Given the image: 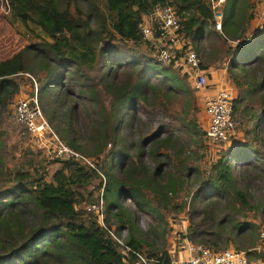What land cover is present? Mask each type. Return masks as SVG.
<instances>
[{"label": "trees", "instance_id": "obj_1", "mask_svg": "<svg viewBox=\"0 0 264 264\" xmlns=\"http://www.w3.org/2000/svg\"><path fill=\"white\" fill-rule=\"evenodd\" d=\"M6 1L8 22L20 24L35 42L0 60V264H132L135 256H124L107 232L122 229L128 248L151 264H172L165 245L168 210L175 216L184 211L187 221L176 243L183 238L214 251L231 245L248 262H264L258 238L264 223V29L249 33L253 2L225 0L216 31L209 0H100L108 22L97 0ZM158 6L173 10L179 35L192 51L210 31L223 44L240 41L224 53L226 75L236 89L231 117L243 127L242 141L219 149L206 164L185 155L187 142L204 134L196 121L182 122L180 133L167 129L159 136L151 122L135 117L137 109L154 117L152 106L166 107L175 86L189 83L173 60L155 58L167 44L158 42L160 30L150 18ZM143 20L152 29L151 41L141 37ZM184 49L173 53L180 56ZM29 72L32 78L21 77ZM25 80L35 84L38 108L58 139L94 167L80 158L53 157L47 149L49 160L40 150L23 149L38 161L18 164V147L4 124ZM200 139L193 141L196 148ZM204 144L201 158L204 148L209 155L205 138ZM97 170L104 176V228L83 209L97 203ZM188 180L196 185L192 191ZM185 189L187 201L175 202ZM138 212L151 220L145 230Z\"/></svg>", "mask_w": 264, "mask_h": 264}, {"label": "built area", "instance_id": "obj_2", "mask_svg": "<svg viewBox=\"0 0 264 264\" xmlns=\"http://www.w3.org/2000/svg\"><path fill=\"white\" fill-rule=\"evenodd\" d=\"M224 2L225 0H209L213 25L216 30H220L222 17L220 7ZM150 18L156 21L160 30L161 36L158 42L167 41V44L159 47L155 58L161 63H167L176 56L173 53L174 51L185 47L183 55L177 64L181 67V71L187 74L191 87L195 90H201L205 85V73L198 67V56L190 49L185 40L180 37L178 32L179 24L173 10L169 6H158ZM139 30L143 40L151 38L152 29L147 20L142 21ZM203 108L207 120L205 137L208 151L211 153L213 149L217 150L225 147L236 136L237 128L231 117V98L227 89L222 87L214 95L206 96L203 101ZM10 113L12 120L16 124L23 126L25 131L41 141L42 144L47 143L46 148L53 157L60 159L80 158L89 166L94 167L88 158L74 151L58 139L42 116L35 95L15 100ZM107 145L109 146V143ZM101 193L102 188L100 187L97 203L87 205L85 210L94 214L99 225L103 227ZM107 232L120 246V252L124 256H135L132 264H151L150 260L126 246L125 238L127 232L125 229L120 230L118 233L111 230H107ZM258 238L262 241V249L264 250V223L258 230ZM257 249L260 248L258 247ZM182 264H250V262L246 260L242 251L232 248L214 251L201 245H190L189 253Z\"/></svg>", "mask_w": 264, "mask_h": 264}, {"label": "rangeland", "instance_id": "obj_3", "mask_svg": "<svg viewBox=\"0 0 264 264\" xmlns=\"http://www.w3.org/2000/svg\"><path fill=\"white\" fill-rule=\"evenodd\" d=\"M100 8L102 9V11L105 14V19L108 22V16L107 13L103 10L102 8V2L100 0H97ZM6 12H7V1L6 0H0V60H3L5 58L10 57L11 55H13L15 52H17L18 50H20L22 47H24L25 45L31 43V42H35V38L31 37V35L29 33H25L24 28L17 23L14 24H10L6 18ZM36 33H39L37 30H33ZM207 39L209 40H213L215 42H218L217 47H215V50L217 52V57L219 58L220 55V60L219 63L223 62L226 60H228V56L223 52V48L224 45L219 41L218 38L211 36L209 34H207ZM209 40H205L204 44H200V49L201 52L205 50H208L209 53H212V49L213 46L212 45H208V41ZM148 41V40H146ZM149 41H151L149 39ZM231 45H233L231 43ZM224 57V59H223ZM250 56H246V58L244 59H249ZM25 63L26 66L29 68H32L33 71L35 69L34 63L30 58H26L25 59ZM22 78H32V74L31 72L29 73H23L21 75ZM33 80V79H31ZM34 81V80H33ZM32 81V85H30L26 80L24 83H22L19 87V91L18 93L14 96V98L12 99L11 104L9 105V114H10V109L12 107L13 102L15 101V99L17 98H24V97H30L33 94H36V86ZM155 81V80H154ZM177 88L176 90V96L174 98H170L169 99V104H167L166 107L161 108L157 105L152 106L153 107V111L155 113L154 117H150L144 113H142L140 111V109H137L135 111V117L136 120L139 121V123H144L146 121L151 122L150 126L151 128H157L160 131L159 136H162L165 130L167 129H176L178 131V133H180V126L182 124V122H190L192 120L196 121L197 123V129H201L203 131V126L202 124H200L199 122H201V117L197 119V114L198 112H200V107H199V90H195L191 87L190 83L187 82V80H184V84L183 86L180 88L178 86H175ZM31 93V95H30ZM198 102V103H197ZM234 120V119H233ZM234 123L236 124V121L234 120ZM139 125V124H138ZM138 125H135L136 127ZM240 128L238 127V125L236 124V128L237 130L242 133V125H240ZM4 129L7 131L8 133V137L10 140V143L12 145H15V155L18 152V164H23L25 163L27 160L31 159L33 160V162H37L38 158H36L35 156H29V154L22 152L23 149H28L32 152H35L37 150L42 151L45 156L47 157V159L49 160V158H51L49 156V154H47L46 148L47 147V143L42 144L41 141L33 138L31 135H29L28 133L25 132L23 126L16 124L13 120L12 117H9V119L7 120V122L4 124ZM135 132V131H134ZM198 132V131H197ZM135 136V135H134ZM204 137L205 135H195V137H193L194 139H191L190 141L187 142L188 148H186V152L185 155L188 154L191 158V163H193V160L196 163H208L212 160V158H215V155H213V152L211 151V153L208 151L209 155L206 152V148L203 149L204 151V155L203 157H199L200 153H201V148H199V146H204ZM198 138H201L200 140H202V143H199V146L196 148V146L193 144V141H195V143H198ZM108 144V143H107ZM106 144V149L109 148V146ZM84 146V151L86 153V155L92 156L91 153V149L87 146V145H83ZM228 148V147H227ZM226 148V150H227ZM106 149H104V151H106ZM189 150V152L187 151ZM46 151V152H45ZM13 152V153H14ZM104 153H101L100 156H103ZM207 154V156H206ZM211 157V158H210ZM8 164H10L8 162ZM52 167H49L48 170V174L51 172ZM98 171V170H97ZM98 175L100 177L101 183H100V187L103 188L104 185V176L103 174L98 171ZM187 182H189L190 187H187V189L189 191H192L193 188L196 186L195 183L192 180H188ZM187 189L183 190V191H179L177 193V195L174 197L175 202L180 203V202H186L187 201V196L185 195V193L188 191ZM85 208V205L83 207V209ZM184 210V209H183ZM172 211L174 210H168L166 212H164V216L168 222V225L171 227V232L169 237L166 238V246L168 245V249L172 251L171 255L172 256V264H181L183 261H178L180 260L179 258H184L183 254H182V250H183V246H182V241L181 239L179 240L178 243H176V241L174 240V237L176 235H178V233L180 232V230H182L184 224H185V228L187 227V221L186 219H184L185 213L184 211L177 213L176 216L172 213ZM254 213L259 215V213L255 212L254 210H251L250 213ZM178 215H181L183 217H179ZM183 221V222H181ZM256 221V220H255ZM254 221V222H255ZM138 222H139V227L142 230H145L148 226V224L151 222L150 218L144 214H142L141 212H138ZM173 231V232H172ZM176 232V233H175ZM185 244L187 243L186 240L184 242ZM228 248H233L231 245H228L225 249ZM224 250V249H223ZM178 252L179 256L177 255ZM177 253V254H176ZM178 257V258H177Z\"/></svg>", "mask_w": 264, "mask_h": 264}, {"label": "crops", "instance_id": "obj_4", "mask_svg": "<svg viewBox=\"0 0 264 264\" xmlns=\"http://www.w3.org/2000/svg\"><path fill=\"white\" fill-rule=\"evenodd\" d=\"M251 1L254 4V8H253L254 12L252 14V18H251L250 23H249V33H250V35H253L255 32L264 29V0H251ZM212 22H213V19H212ZM213 28H214V25H213ZM216 31H220V30H216ZM207 34L218 38L219 41L221 42L219 36H217V34L215 32L210 31ZM207 34L204 35V37L200 40V42L196 46V50H195L196 52L194 51V53L199 58V64H200L199 69L205 73V85L201 90H199V98L198 99H199L200 112H198V114H197V119L201 117V122H199V123L202 124V126L204 128L203 129L204 135H205V128H206V123H207L206 116L204 113V108H203L204 98L206 96L209 97V96L214 95L215 92L222 87L227 89L231 99L234 98L236 95V89H235L234 85L228 80L227 75H226V71H225L226 60L219 63L221 55L218 58L217 52L215 50V47H217L218 42L207 39ZM205 40H209L208 45L213 46L212 53H209L208 50H205V49L203 52H201V49H200L201 45L200 44H204ZM185 42L187 43V41H185ZM238 42L240 43V41H237L236 43L232 42V41H228L225 44H223L221 42L224 45L223 52H224V49L226 48V46H237ZM231 43L233 45H231ZM182 55H183V53L180 56L177 54L176 56H174V59H173L174 65H176V67L179 69H181V67L177 63L180 61ZM224 55H225V53H224ZM223 59H224V57H223ZM204 138L206 139V137H204ZM236 140H237V143H236ZM241 141H242V133L240 132V130L239 131L237 130L236 136L234 137V139L232 141H230L225 147L218 148L217 150L213 149V151H212L213 155H215V157H216L217 151L219 149H226L227 147L232 148L235 143L239 144ZM178 216L180 218L183 217L181 215H178ZM181 222H183V221H181ZM185 229L186 228H185V224H184L182 230H180V232L178 233V236L183 235L185 232ZM181 241L183 242L182 243L183 250L181 252H182L184 258H179L180 260H178V261H184V259L187 257V255L189 253V246L192 245V244H189L187 241H186L187 243L185 244L184 243L185 239H183V238H181ZM169 252H170V254L172 253L171 250H169ZM181 252H178V254L177 253L176 254L179 256V253H181ZM171 256H173V255H171ZM249 262H250V264H264V262H262L258 259L251 260ZM172 263H173V261H172Z\"/></svg>", "mask_w": 264, "mask_h": 264}, {"label": "clouds", "instance_id": "obj_5", "mask_svg": "<svg viewBox=\"0 0 264 264\" xmlns=\"http://www.w3.org/2000/svg\"><path fill=\"white\" fill-rule=\"evenodd\" d=\"M144 21V20H143ZM33 95H35V97H36V94H33ZM32 95V96H33ZM32 96H30V97H32ZM28 98V97H27ZM17 99H19V98H17ZM17 99H15V100H17ZM37 101V100H36ZM12 108V107H11ZM10 111H11V109H10ZM10 115H11V113H10ZM56 135V134H55ZM34 138V137H33ZM46 148V147H45ZM47 149V148H46Z\"/></svg>", "mask_w": 264, "mask_h": 264}]
</instances>
